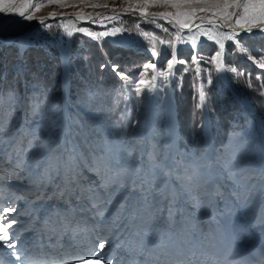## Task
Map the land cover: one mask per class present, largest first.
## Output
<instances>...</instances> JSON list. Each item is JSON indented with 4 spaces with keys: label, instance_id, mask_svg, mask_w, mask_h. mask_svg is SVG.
I'll list each match as a JSON object with an SVG mask.
<instances>
[{
    "label": "snow or ice",
    "instance_id": "6c2138e0",
    "mask_svg": "<svg viewBox=\"0 0 264 264\" xmlns=\"http://www.w3.org/2000/svg\"><path fill=\"white\" fill-rule=\"evenodd\" d=\"M49 2L62 3V0ZM125 2L128 3L125 11L130 9L133 14L138 11L139 17L150 23L166 21L175 30L176 37L175 43L168 42L171 54L166 68L158 60H152L133 75L131 70H122L118 64L100 65L101 71L108 68L122 82L119 93L113 97L114 103L118 104L122 99L127 108L132 99L137 105L164 99L169 122L174 124L175 93L182 89L183 75L192 70L195 72L192 87L196 93L193 99L197 110L204 112L209 99L206 89L213 84V75L202 65H214L217 81L227 79L225 74L232 73L233 79L245 78L247 86L254 87L251 73L226 63L225 57H230L233 51L245 54L248 60L264 69V56L252 55L246 38L240 35L241 32L250 36L264 35V0ZM81 3L87 4V0H81ZM90 6L108 7L107 3ZM40 7V4L32 5L25 0L16 8L15 0H0V13L18 15L23 21H32ZM150 8L163 10L149 12ZM81 18L77 13L76 19ZM87 18L91 19V14ZM39 23L44 25L45 21L40 19ZM205 23L211 27L203 28ZM185 29L191 35H184ZM122 31L126 30L117 27L102 31H92L84 26L75 28L71 21L64 27L69 38L74 33H81L96 41ZM164 31L168 32L169 28ZM141 35L146 36L147 32ZM205 35L218 45L210 56L199 53L196 43L197 37ZM127 40L130 37L110 43L127 47ZM189 41L193 49L190 63L178 58L176 47V43ZM225 41L232 42V50L226 51ZM159 43L165 45L166 41L161 39ZM31 46L30 38L17 41L21 58ZM151 55L158 56L155 39L152 40ZM68 56L67 50L61 53L66 70ZM177 64L185 67L177 69ZM192 65H195L194 69ZM17 74L22 75L23 69H18ZM262 76L264 72L257 73L258 78ZM111 91L90 92L89 99L94 100ZM259 94L264 95V82L260 84ZM8 95L19 103L14 88L8 90ZM48 96L42 87H34L29 97V111L32 115L51 112L53 115L48 118L55 124L59 119V98L49 106ZM119 115L123 120L124 111L120 110ZM63 120L58 126V134L49 133L46 139L41 137L39 123L35 127H25L28 121L21 123L19 128L12 125L5 138L9 121L0 118V150L6 154V162L12 164L9 171L17 178L19 173H25L27 191L39 193L35 201L28 202L30 206L41 202L38 207H30L27 213L18 211L15 203L7 206L0 203V252L3 253L0 264H39L27 254L28 238H22V232L38 233L53 247L70 251L71 264H138L137 256L144 258L140 264H190L184 246L201 231L199 225L205 207L222 202L221 211L225 213L240 210L247 214L257 197L264 204V145L257 148L246 138L247 120L244 126L234 122L233 131L219 148L213 147L214 138L209 136L199 154L195 149L180 153L166 140L162 158L151 139L147 147L142 141H127L128 123L117 125L119 134H114L111 139L97 129L103 136L102 147L86 156L77 142L81 135L78 118L66 113ZM199 126L207 128V124ZM84 143H88L86 138ZM173 152L181 158L175 159L171 155ZM86 173L94 178H89ZM49 201L53 202L51 208L46 207ZM22 214L29 217L24 228L19 227ZM121 253H128L132 258L125 261Z\"/></svg>",
    "mask_w": 264,
    "mask_h": 264
},
{
    "label": "trees",
    "instance_id": "16d2710c",
    "mask_svg": "<svg viewBox=\"0 0 264 264\" xmlns=\"http://www.w3.org/2000/svg\"><path fill=\"white\" fill-rule=\"evenodd\" d=\"M122 20H132V19H122ZM136 22L135 20H133ZM140 23H145L139 21ZM159 23V22H158ZM137 26L138 24L135 23ZM165 26H171L169 24H164ZM95 26V25H87ZM139 28V26H138ZM246 38L247 47L251 50L252 55L256 57L264 56V41L261 36H257L258 40L254 37L244 36ZM93 43H88L90 55L88 52L83 51V47L78 45H71V50L69 54L70 66L68 68V87L71 89L70 92L73 94L72 97L76 99L74 102L77 106H82L83 111L88 115L91 114L98 121H104L105 119L109 122L115 124L117 122H123L121 120L119 112L123 110L124 113H133V106L135 101L132 99L128 102L127 108L124 107V101L119 100V103H114L113 97L117 96L120 91L121 81L119 78L112 73L108 68L104 71L100 70V65L111 62L112 64L120 65L121 69L131 70V73L135 75L140 70L146 62L152 61L149 52L138 50L136 51H117L113 46H108L105 43L95 46ZM146 48L152 51V40L146 43ZM226 51L232 50V46L226 45ZM260 48L259 50L257 48ZM1 48V47H0ZM216 48L211 47L210 49L201 48L198 50L199 53L210 56ZM3 53L0 52V118L9 121L8 130L11 132L12 125L17 127L18 121L22 118L25 121L34 117L29 111V97L33 92L34 87H42L48 93V105L56 99L58 100V108L61 111L60 99L62 87L61 79V60L59 53L48 52L39 50L36 53H32V50L24 52L23 57H18L17 45L4 44L2 49ZM187 50V49H186ZM157 51V45H156ZM158 52V51H157ZM187 54L180 55V58L186 59L189 63L191 62V55L193 50L189 47ZM159 53V52H158ZM49 55L53 57L52 61H49ZM161 55V54H160ZM21 57V56H20ZM166 57L159 58V64L164 63ZM226 63L234 64V66L239 69L245 70L246 73H251V83L254 86L249 88L247 86L246 79L240 78L239 81L233 79L230 73H227V79L222 81H217L215 79L216 73L214 70V65H202V67H207L208 72L213 75V84L207 86V92L209 93V99L206 107V114L208 120L211 123H220L221 129L219 134H225L228 131L234 129V122L231 123V119L235 121L236 119L232 117V114L238 111L242 116H244L238 108L239 103L232 101V95L229 93V89L226 86L227 83L235 89V91L242 97L248 98L249 100H254L259 102V119H257L262 127H264V95H260V84L264 82V76L257 78V73L264 72V69H260L254 62H246L245 56L241 53L233 51V54L225 57ZM75 64V65H72ZM195 65H192L194 69ZM22 68L23 74L18 75L17 70ZM195 77V72L190 70L188 73L183 75L182 81V102H184L183 107L177 113V117L180 120L185 119L189 112L194 113L196 108V101L193 99L196 94L194 88L192 87ZM255 80V81H254ZM14 88L19 97V103L17 100L8 95V90ZM110 94H105L102 96H97L94 100L89 99L90 92L103 91L109 92ZM40 99H43L41 97ZM187 104V108L186 105ZM86 104V106H83ZM182 104V103H180ZM71 106V101H70ZM186 108V109H185ZM241 108V107H240ZM242 109V108H241ZM243 110V109H242ZM177 111V110H176ZM211 112V115H209ZM263 113V114H262ZM53 113L44 111V114H37L38 121H42L46 126L52 123V120L48 117L52 116ZM60 117V112H59ZM58 120V119H56ZM201 125V118L199 121ZM239 124H242L239 122ZM213 125V124H212ZM41 131H45L41 129ZM186 143H194L197 150L203 148V135L202 127L199 129V135L196 137L194 133L190 131V135L181 133Z\"/></svg>",
    "mask_w": 264,
    "mask_h": 264
},
{
    "label": "rangeland",
    "instance_id": "374dc122",
    "mask_svg": "<svg viewBox=\"0 0 264 264\" xmlns=\"http://www.w3.org/2000/svg\"><path fill=\"white\" fill-rule=\"evenodd\" d=\"M25 2V0H15V6L16 8L21 7V5ZM29 3L32 5L40 4V10L35 13V18L32 21H23L21 17L18 15L9 13L4 14L0 13V52L3 53L1 50L4 44H13L17 45V41L19 39L24 38H30L32 41V46L28 48V50H32L31 52L34 54L38 52L39 50H43L48 55V52L52 51L55 53H59L60 60H61V79H62V87L65 81V78H68V68L70 66L69 60H67L68 68L66 70L65 63H62L61 53L65 50L70 54L71 45H78L80 44L83 48V51L88 52V55H90V49L88 46V43H93L92 45L98 46L102 43H105L108 46H113L117 49V51H136L143 50L146 52H149V55H151V50L147 49L146 43H149L151 40H156L157 45V57H152V60H158L159 58L166 57L164 63L162 65L166 68V61L170 58L171 49L168 42L175 43V37L176 32L174 29H172L171 26H165L164 24H168L167 22L163 23L160 20H157L155 24L150 23L142 18L139 17V12L137 11L135 14L132 13V11L129 9L128 11H125L126 8H128V3L125 2V0H87V4L81 3V0H62V3H50L49 0H28ZM132 3L135 2V0H131ZM107 3L108 7H96L93 8L90 5L91 4H104ZM75 5V6H73ZM115 9V12L113 11ZM31 10V9H30ZM163 9L159 8H150L148 9L149 12H156V11H162ZM81 14V19H76V14ZM88 14H91V19H88ZM99 14V16H97ZM111 16H118V19H103V17H111ZM43 19L45 21L44 25H41L39 23V20ZM96 20V23L93 24L92 20ZM122 19H132V20H122ZM135 20L136 22H134ZM71 21L72 26L75 28H79L81 26L89 27L92 31H102V30H110L113 27L122 28L126 31L118 32L115 36H109L104 37L100 41L93 40L91 37L83 35L81 33H74L73 37L69 38L64 32V27L68 25V22ZM139 21H143L145 23H140ZM159 22V23H158ZM198 22V21H197ZM137 23L138 26L135 24ZM87 25H95V26H87ZM203 28L207 29L210 28L211 25L204 24L202 26ZM164 28H169L168 32L164 31ZM221 30H227V29H221ZM194 31H196L194 29ZM147 32V35H141V33ZM253 32H256V29L253 30ZM243 33V32H241ZM240 33V34H241ZM184 35H191L188 33V31L183 32ZM242 37L244 36H250L248 33L244 32V34H241ZM257 36H261L259 39H263L264 41V35H254L250 37H254L255 40L260 41L257 39ZM121 37H130V40H127V47L120 46V45H114L110 43V41L113 40H119ZM165 40L166 44L161 45L159 43V40ZM196 43L198 45V50H201V48L210 49L218 48V45L215 44V41H209L207 39V36L203 37H197ZM226 45L232 46V42L225 41ZM176 47L178 49V58H180V55L187 54V50L190 47L191 48V42L188 43H176ZM187 49V50H186ZM192 49V48H191ZM260 49L259 47L257 48ZM193 50V49H192ZM264 50V48H263ZM161 54V55H160ZM245 56L246 62H253L251 60H248ZM206 56V55H205ZM19 57V64H20V55ZM49 61L53 60V57L49 55ZM69 59V56H68ZM186 60V59H185ZM151 62V61H150ZM75 65V64H72ZM234 65V64H232ZM185 65H176L177 69H183ZM66 73V74H65ZM230 75L233 76L232 73ZM258 78V77H257ZM255 81V80H254ZM246 83V82H245ZM226 86L229 89V93L233 96L232 101L238 102L240 107H244L245 109L242 110L240 107L238 110L244 115L242 116L238 111L232 114V117H234L236 120L233 121L231 119V123L233 122H241L244 126L245 121L247 120V127L244 128V131L246 133V138L250 139L254 145L257 146V138L258 135L256 134V129L258 126H262L261 123L259 124V111L260 109L257 107L259 106V102H256L254 98L252 100H249L248 98H242L236 91L233 89L226 80ZM60 99L64 100H70L71 101V108L73 116L76 115L77 112H82L83 108L82 106H77L74 102L76 99L72 97L71 94H73L71 89L68 88L61 90ZM182 94L181 90L177 91L175 93V107L177 110V113L179 112L178 109L181 110V108L184 105V102H182ZM63 100V101H64ZM135 101V99H133ZM182 103V104H180ZM148 104H153V115H154V128L152 133L151 140L155 143L156 140L160 141L162 139L161 131L159 130V127H162L165 125V111L167 109V102L164 99L159 100H150L145 101L144 103L137 105L136 101L133 106V121L131 124V127L128 129L129 137L127 135V141L129 143H136L139 142L140 133H139V126L140 123L143 121L145 110L148 106ZM152 105V106H153ZM186 108L187 104L185 103ZM50 106V104H49ZM83 106H86V104H83ZM185 108V109H186ZM205 112V111H204ZM250 113V114H249ZM263 114V113H262ZM209 115H211V112H209ZM124 116L126 118L127 112L124 113ZM206 116V113H205ZM264 116V115H263ZM37 115L34 117H31L28 120V123L25 124V127H35L38 123L41 126V129H44L45 131L41 135L43 138H47L49 133H56L58 120H56L55 124L51 123L50 125L46 126L42 121H38ZM94 117V116H93ZM201 118V125L203 124V112L195 110L194 113L188 114V116L185 119L178 120V123H180L181 127V133L190 135V131L194 133V136L196 137L199 135V129L201 128L199 125V121ZM208 119V118H207ZM258 121V122H257ZM102 126L105 128V130L100 129V132L107 135L109 139L113 138V131L118 129L117 125H121L120 122L115 123V126L111 128V125L113 123L109 122L108 120H104L101 122ZM213 124V125H212ZM80 128L78 129L81 133L87 132L88 123L81 119L80 121ZM56 128V129H55ZM264 130V127H262ZM221 129L220 123H211V136L214 138V143L219 140V138L216 136V133H219ZM259 129V128H258ZM119 130V129H118ZM239 130V129H236ZM10 131L7 129V132L5 133V138H7V135ZM100 132H96L94 130L88 131L87 133L93 134L97 133L100 134ZM204 133V127H202V135ZM228 134H226L224 138V142L228 139ZM87 139L88 143L90 144L91 148L97 150L102 147L103 139L99 140L97 135H94V137H83L82 140ZM194 145V143H191ZM191 150V148L189 146ZM216 148H219L218 146ZM258 148V146H257ZM6 154L0 150V165L7 166L12 165L10 163L6 162ZM25 173L21 172L19 173V181L14 180L12 183H18V185H28L27 179H24ZM6 177L5 174H2L0 171V178L4 179Z\"/></svg>",
    "mask_w": 264,
    "mask_h": 264
},
{
    "label": "water",
    "instance_id": "95a60500",
    "mask_svg": "<svg viewBox=\"0 0 264 264\" xmlns=\"http://www.w3.org/2000/svg\"><path fill=\"white\" fill-rule=\"evenodd\" d=\"M162 22H163V23H165L166 21H162ZM205 24H207V23H205ZM184 31H187V29H185ZM241 34H244V32H243V33H241ZM241 34H240V35H241Z\"/></svg>",
    "mask_w": 264,
    "mask_h": 264
},
{
    "label": "bare ground",
    "instance_id": "6f19581e",
    "mask_svg": "<svg viewBox=\"0 0 264 264\" xmlns=\"http://www.w3.org/2000/svg\"><path fill=\"white\" fill-rule=\"evenodd\" d=\"M188 31V30H187ZM185 32V31H184ZM66 74V73H65Z\"/></svg>",
    "mask_w": 264,
    "mask_h": 264
}]
</instances>
